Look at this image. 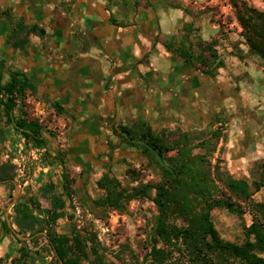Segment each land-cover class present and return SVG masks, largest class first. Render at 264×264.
<instances>
[{"label":"trees","instance_id":"1","mask_svg":"<svg viewBox=\"0 0 264 264\" xmlns=\"http://www.w3.org/2000/svg\"><path fill=\"white\" fill-rule=\"evenodd\" d=\"M231 2L247 53L258 58L264 70V9L252 5L249 0ZM188 35L179 43L181 56L216 78L217 71L225 64L218 52L219 40L198 38L199 41L192 44ZM28 92L35 95L26 76L14 72L3 83L0 71V123L22 131L28 144H46L45 128L49 121H40L29 112ZM5 130L0 126V141L5 140ZM225 130L222 125L214 129H196L183 132L171 143L162 140H159L160 145L152 143L172 167L173 170H169L150 148L127 137L133 136L131 131L118 127L123 140L149 153L159 171L153 179L145 180L143 170L147 166L141 163L139 169L128 174L135 183L125 185L114 170L108 168L96 180L102 193L88 201L77 190L78 176L67 165V151L58 149L54 155L47 151L49 162H60L63 166L62 188L59 190L49 179L40 187L39 196L28 195L25 201L20 197L13 206L17 231L32 238L28 246L17 238L22 244L20 254L11 263L26 264L52 255L56 264H140V256L128 243H122L113 252V258H109L108 248L99 239L93 222L87 220L78 225L76 216L67 213L68 207L76 208L74 200L86 204L99 217L110 209L126 213L130 202L138 200L148 201L154 208L145 232L147 250L142 257L143 264H264V201L254 198L256 192L264 190V160L256 164L251 178L233 175L222 165L220 156L213 161L214 154L224 149ZM140 139L145 140V137ZM196 148L203 151L194 152ZM15 181V166L9 160L0 161V184H10L14 190ZM12 199L13 194L9 201ZM217 208L227 209L241 219L242 240L223 237L213 217ZM246 214L251 216L250 224L246 222ZM63 217L71 221L69 232L56 229ZM43 231L46 234H42ZM41 237L47 239V244L39 246Z\"/></svg>","mask_w":264,"mask_h":264},{"label":"crops","instance_id":"2","mask_svg":"<svg viewBox=\"0 0 264 264\" xmlns=\"http://www.w3.org/2000/svg\"><path fill=\"white\" fill-rule=\"evenodd\" d=\"M135 1L137 5L133 4ZM187 5L184 2L173 5L171 0H76L64 10L54 5L45 7L38 4L33 12L28 9V0H0L2 82L9 80L10 73L6 68L10 62L16 61L20 74L27 75L33 90H37V93L34 91L35 95L27 93L26 100L40 99L47 106L49 115L53 116L47 127H56L58 121L63 133L66 122L57 116L50 97L76 113L75 134L85 127L83 140L90 137L93 144L92 150L69 148L73 152V167L81 171L82 165L87 164L95 171L88 177L101 176L105 168L98 167V164L105 160L96 159L91 164L84 155L85 152L89 157L97 152L96 134L99 129L96 123L112 113L111 119L117 126L142 127L147 116L143 105H151L154 100V97L151 98L153 76L158 74L160 79L165 78L161 87L168 93L170 87L176 86L179 73L187 76L195 72V66L186 63V59L181 56L179 43L182 37L176 34L185 21L193 20L189 19L191 16L187 13ZM128 7L129 15L123 12ZM175 7L178 8L177 12ZM111 9L114 12L113 22L108 20ZM25 12L26 25L34 26L36 30L32 31L27 45L21 46L19 21ZM154 28L155 35L152 34ZM171 75L174 77L170 79ZM93 113L97 116H92ZM89 122H94L91 127ZM45 129L48 151L54 155L58 149L65 150V142L60 144ZM89 129L91 135L86 134ZM65 136L64 133L62 137L59 136L60 140L65 141ZM9 138L18 140L19 131ZM119 151L118 157L131 158L132 155L140 154L135 146L124 145L123 150ZM49 163L47 167H40L39 177L28 188L22 183L21 201H25L28 195L39 196L40 187L49 179L61 190L60 171L63 166L60 162ZM82 175L86 177L87 174ZM1 185L5 187V184ZM9 199L10 192L4 190L0 197V258L7 264L21 245L20 242L16 243L18 237L13 231L18 229L13 207L9 215L13 228L8 226L5 215ZM41 201L45 203L43 198ZM26 264L37 263L27 261Z\"/></svg>","mask_w":264,"mask_h":264},{"label":"rangeland","instance_id":"3","mask_svg":"<svg viewBox=\"0 0 264 264\" xmlns=\"http://www.w3.org/2000/svg\"><path fill=\"white\" fill-rule=\"evenodd\" d=\"M165 2V0H163ZM173 5L188 4V14L193 19L190 21H185L183 26L177 30L176 34L182 38H186L187 34L194 42H198L201 38L202 40L218 39V52L224 61L223 67H221L216 74V78L223 83H236L239 85V89L242 94L248 100L249 108L256 109L260 114L264 116V70L260 66L258 58L251 57L247 53V47L244 44L240 30L241 26L236 20L235 7L233 6L231 0H171ZM249 2L261 9H264L263 0H249ZM167 4H170L169 2ZM175 11L178 8H174ZM177 12V11H176ZM182 23V21H181ZM195 50L196 47H193ZM243 56V57H240ZM29 112L33 115L32 106L26 101ZM234 115H228L223 120L219 118L217 121H223V127L226 128L224 139V149L220 152H216L212 157L213 161L217 156L223 158L222 165L226 167L233 175L237 177H252V170L256 167V164L264 160V136L260 137L257 131L254 129L253 124H251L250 130L255 132L257 137V142L252 143L248 149L245 151L234 152L233 145L238 138H241V127L239 120L233 118ZM46 118V117H45ZM49 119V120H48ZM48 119L45 121H52V114L49 115ZM44 121V122H45ZM217 121L214 124L206 126L204 129L212 128L217 125ZM226 123H228L226 125ZM49 122L47 123L48 126ZM0 126L5 133V140L0 141V161L4 160V154L7 148V144L11 140L9 137L15 135L16 131L12 126L5 125V123H0ZM61 123H58L56 127H47L49 134L53 133L52 137L59 140L60 144L65 141L60 140L59 136H63V129ZM211 126V127H210ZM220 126V125H219ZM263 132L264 127H260ZM168 131L163 132V137L160 140L166 142V135ZM237 139H234V137ZM142 140V139H141ZM221 145V144H220ZM60 148H64L60 147ZM203 150L196 148L194 152H202ZM9 160L10 159H5ZM11 162V161H10ZM12 163V162H11ZM14 165V164H13ZM68 167L72 170V173L77 174V190L84 196L88 201L90 198H95L102 192L96 186V180L100 175L88 177V175H80V170L73 167V163L68 159ZM16 169V168H15ZM97 170L96 172H99ZM62 172L63 167L60 171L62 185ZM115 174L119 176L125 185H132L135 182L123 172L122 170L115 171ZM158 172V171H157ZM144 179H153L155 176H151L152 173L149 170H143ZM86 179V180H85ZM85 180V181H84ZM21 182L16 172V181ZM59 184V185H60ZM23 185V184H22ZM28 188V185H26ZM25 187V186H24ZM32 188V187H31ZM7 190L10 195L15 193V189L10 186V184H5V187L0 184V197L1 193ZM22 191V187H21ZM21 196V195H20ZM254 198L256 200L264 201V190L255 193ZM10 200V199H9ZM11 201H9L10 203ZM76 206L75 209L72 207L67 208V213H73L76 216L78 225H82L85 221H92L94 224V229L97 231L99 239L108 248V257L113 258V252H115L122 243H128L131 248L140 256V264H143L142 257L147 250V243L145 242V232L149 229L148 223L153 216L154 208L152 204L148 201H138L133 200L130 202L128 207V212L122 213L115 209H110L103 217L94 214L84 203L80 200H74ZM100 213L99 210H96ZM214 221L217 228L222 233L223 237L229 240H242L243 238V222L237 216L229 212L224 208H217L213 211ZM247 224L251 223L250 214L245 215ZM71 228V221L67 217L61 218L56 226L58 232H69ZM15 235V233H14ZM16 236V235H15ZM29 242V241H28ZM16 243L19 244L17 240ZM47 244V239L41 237L39 239V246ZM22 245V244H21ZM21 245L19 249L21 248ZM31 246H33L31 244ZM39 246L34 248L36 250ZM19 249L15 253L14 258H17L20 254ZM126 257V256H125ZM130 256H127V258ZM37 264H56L52 260V255H47L44 257H38L37 260H32ZM131 263L134 261L131 260ZM9 264H12L8 260ZM0 264H7L4 259H0Z\"/></svg>","mask_w":264,"mask_h":264},{"label":"flooded vegetation","instance_id":"4","mask_svg":"<svg viewBox=\"0 0 264 264\" xmlns=\"http://www.w3.org/2000/svg\"><path fill=\"white\" fill-rule=\"evenodd\" d=\"M24 1L25 0H23V2ZM74 1L76 0H28V9L35 12L34 9L40 4L45 7L54 5L60 8V10H64L72 6ZM133 4L137 5L138 3L135 1ZM135 5L134 7H136ZM129 9L130 7L123 10V12L129 15ZM113 13L114 12L111 9L108 17V20L111 22L115 20ZM26 14V12L22 14V19L19 21L21 33L20 38L24 42L21 46L27 45L32 31L36 30L34 26L26 25ZM20 24H23L24 26H20ZM142 29L143 28L141 27L139 28L140 31H142ZM155 29L156 28L152 30L153 35L156 33ZM39 33L44 35L43 31L39 30ZM17 56L15 57L17 58ZM185 62L188 63L187 60H185ZM18 64L19 63L16 61L10 62L9 66L6 68V71H9L10 73L9 79L11 73L15 72L20 74ZM193 70L195 72L187 76L179 73V80L176 82L177 87L173 85L170 87L168 93H166L164 88L161 87V82L165 78L162 77L160 79L161 76L158 74L153 76L154 88L152 89L153 92L151 93V98L154 97V100L151 99V105L146 103L143 105V109L147 111V116H145V121L142 127H127L124 124H119V126H117L111 119L112 113L105 115L100 123H96L97 129H99V132L96 134L98 142H96L97 144L95 148L97 149V152L96 154H91V156H89L90 159L84 152L85 159L91 164H93V161L96 159H99V161L105 160L102 164H98V167L105 168V170L108 168L115 171L122 170L126 174H130L133 170L139 169L141 163H143L147 166V169L145 170L151 171V176H155L157 171H159V166L152 157L149 156V153H144L139 147L135 148L140 151V154L132 155L131 158L127 156L118 157V153H120L119 150H123L124 145L132 147L123 140L122 133H118L117 128L120 126L131 131L132 135L136 136L132 138V135V137L127 135L130 140L145 137L144 141L154 147L152 143L160 145L159 140L163 137L162 133L165 131H168L166 142L171 143L172 140L178 139L183 132L204 129L206 126L211 125L212 122H216L219 118L224 120L225 117L228 118V115L233 114V118L239 120L242 132L241 138L237 139L236 136L234 137V139L238 140L235 141V144L233 145L234 152L245 151L252 143L257 142L258 136L255 132L250 130L251 124H253L254 129L260 137L264 136V131L262 132L260 130V127H264V116L256 109H248V100L242 94L238 84L229 82L223 83L217 78L207 75L203 69L195 67ZM25 76L28 77L27 75ZM173 77L174 76L171 75L170 79ZM21 78L24 79L23 76ZM34 91L37 93L36 89ZM50 101H52V108H54L57 116L66 121H64L63 132L66 135L65 150L67 151V160L69 159L73 163V152L69 148H87L92 150L91 145L93 144V140L90 137L83 140L82 134L84 130H86L85 127H81L82 129L75 134L76 113L72 112L70 108L65 106V104H62L57 100H52L51 97ZM82 110L85 111L84 108ZM92 116H97V114L93 113ZM205 118H207V120H204ZM167 119L170 121L167 122ZM93 123L94 122H89V126L91 127ZM223 123V121H217V125H215L214 128L223 125ZM227 124L228 123H226V125ZM90 129L87 131V135H91ZM119 131L121 130L119 129ZM120 146L122 147L121 149H119ZM150 150L152 151L151 148ZM81 172L88 176H91L92 173L95 174V171H92L87 164L82 165Z\"/></svg>","mask_w":264,"mask_h":264},{"label":"built area","instance_id":"5","mask_svg":"<svg viewBox=\"0 0 264 264\" xmlns=\"http://www.w3.org/2000/svg\"><path fill=\"white\" fill-rule=\"evenodd\" d=\"M27 102L32 106L33 115L40 121L48 117V108L40 99L31 98ZM19 133L18 140H10L7 144L4 159H10L22 183L29 185L39 177L42 165L49 166V160L46 158L48 149L45 144H28L26 139H23L25 136L22 131L19 130Z\"/></svg>","mask_w":264,"mask_h":264},{"label":"water","instance_id":"6","mask_svg":"<svg viewBox=\"0 0 264 264\" xmlns=\"http://www.w3.org/2000/svg\"><path fill=\"white\" fill-rule=\"evenodd\" d=\"M134 142H137V143H140V144H143V145H146L148 147H150L152 149V151L156 154L159 162L165 166L167 169L169 170H173L171 166H169L163 159V157L161 156V154L159 153V151L157 149H155L154 147H152L151 145H149L146 141L144 140H141V139H133ZM21 187H22V184L21 182H15V193H14V196H13V199L12 201L7 205L6 209H5V215H6V218L8 220V226L13 228L11 222H10V210L12 209V207L17 203V201L19 200L20 198V195H21ZM15 235L22 241H24V244L25 246H28V241L32 238V237H29V236H23L21 235L17 230L13 229ZM42 234H46L45 231L41 232Z\"/></svg>","mask_w":264,"mask_h":264}]
</instances>
